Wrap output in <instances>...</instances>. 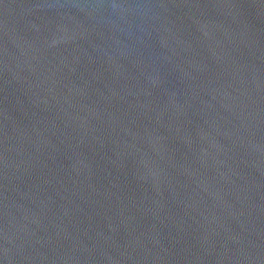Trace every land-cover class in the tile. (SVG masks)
Instances as JSON below:
<instances>
[{"label":"water","instance_id":"obj_1","mask_svg":"<svg viewBox=\"0 0 264 264\" xmlns=\"http://www.w3.org/2000/svg\"><path fill=\"white\" fill-rule=\"evenodd\" d=\"M0 264H264V0H0Z\"/></svg>","mask_w":264,"mask_h":264}]
</instances>
